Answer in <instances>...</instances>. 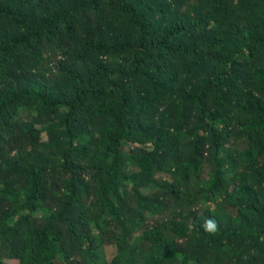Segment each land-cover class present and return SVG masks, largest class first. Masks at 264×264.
<instances>
[{"label":"trees","instance_id":"1","mask_svg":"<svg viewBox=\"0 0 264 264\" xmlns=\"http://www.w3.org/2000/svg\"><path fill=\"white\" fill-rule=\"evenodd\" d=\"M5 261L264 264V0H0Z\"/></svg>","mask_w":264,"mask_h":264},{"label":"clouds","instance_id":"2","mask_svg":"<svg viewBox=\"0 0 264 264\" xmlns=\"http://www.w3.org/2000/svg\"><path fill=\"white\" fill-rule=\"evenodd\" d=\"M201 227L205 232L215 234L218 231V222L210 216L204 219Z\"/></svg>","mask_w":264,"mask_h":264},{"label":"rangeland","instance_id":"3","mask_svg":"<svg viewBox=\"0 0 264 264\" xmlns=\"http://www.w3.org/2000/svg\"><path fill=\"white\" fill-rule=\"evenodd\" d=\"M107 254L109 258H112L115 254V248L114 247H108ZM7 264H17V262L14 261H5Z\"/></svg>","mask_w":264,"mask_h":264}]
</instances>
